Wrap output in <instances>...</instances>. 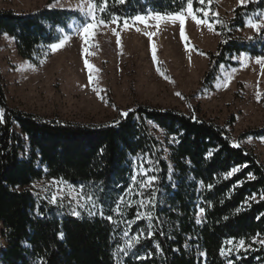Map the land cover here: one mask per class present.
<instances>
[{
  "label": "trees",
  "instance_id": "trees-1",
  "mask_svg": "<svg viewBox=\"0 0 264 264\" xmlns=\"http://www.w3.org/2000/svg\"><path fill=\"white\" fill-rule=\"evenodd\" d=\"M92 1L105 21L187 7V0H107L101 13L103 0ZM193 7L213 11L216 4L205 0L201 6L193 0ZM263 9L264 0H254L237 6L228 19L209 16L219 21L215 27L221 39L209 53L205 84L212 83L221 65H236L233 57L240 53L264 55V29L250 38L237 33ZM72 20L86 19L77 10L59 7L0 9V34L13 37L18 54L39 65L50 55L49 45L70 31ZM0 109V264H264V247L252 243L254 236L264 240V164L253 149L232 141L227 125L234 118L220 124L147 104L100 123L47 118L10 107L1 75ZM151 125L162 130L165 142ZM249 136L264 137V124L242 131L237 142ZM140 157L149 160L155 183L142 193L144 207L119 206L118 215V201L130 188ZM245 164L226 178L233 167ZM249 173L255 179H248ZM43 177L92 186L103 217L76 216L68 203L45 200L31 186ZM253 193L255 200L250 199ZM200 208L205 211L197 223ZM137 211L142 219H136ZM138 233L137 242L133 237ZM241 238L251 248L228 254L227 240L235 244Z\"/></svg>",
  "mask_w": 264,
  "mask_h": 264
},
{
  "label": "rangeland",
  "instance_id": "rangeland-1",
  "mask_svg": "<svg viewBox=\"0 0 264 264\" xmlns=\"http://www.w3.org/2000/svg\"><path fill=\"white\" fill-rule=\"evenodd\" d=\"M250 1L254 0H245L244 4ZM89 2L94 3L92 0H0V9L24 12L47 6L77 10ZM214 2L216 7L213 11L205 8L208 15L218 13L227 19L241 5L239 0ZM80 13L84 16L83 12ZM150 14L140 15L147 18L146 23L136 22L134 17L128 19L127 27L124 26L125 20H119V24L106 21L108 23L94 30L87 42L77 30L82 23L72 20L70 31H62L61 38L63 34L69 37L64 46L55 52L50 49V55L39 65L18 54L13 37L0 34V75L8 105L47 118L85 123L107 122L136 104L172 107L220 124L234 118V122L227 125L232 141L253 149L264 164V137L249 136L237 142L242 131L264 124V64H258L256 57L240 53L233 57L236 65H221L212 83L205 84L203 78L208 68L209 53L216 50L221 39L215 23L214 30H209L206 24L198 26L188 17L185 34L190 46L186 49L185 41L180 38L178 22L169 19L157 21ZM96 16L100 19L97 11ZM199 17L203 19L204 15ZM249 21L258 22L261 30L264 29V9L250 15L244 27L237 30L244 38L258 33L248 26ZM87 22L90 21L86 19L84 23ZM146 32L155 35L148 36ZM201 52L205 55H200ZM85 60L93 65L91 82ZM151 128L161 142H165L162 130L155 125ZM137 162L133 175L136 179L132 178V184L119 206L135 203L139 206L141 200L144 204L146 202L142 195L146 189L139 187L143 179L139 173L152 170V167L145 157L138 158ZM149 175H153L152 171ZM54 179L65 183L58 185ZM31 186L49 202L52 194L63 195V202L79 215L101 216V209L103 212L89 184L74 185L62 179L43 177ZM58 186L63 191L57 192ZM81 189L85 196L95 198V208L90 205L77 207L75 200L69 201V196L75 197ZM202 214L198 212L197 220L201 221Z\"/></svg>",
  "mask_w": 264,
  "mask_h": 264
},
{
  "label": "snow or ice",
  "instance_id": "snow-or-ice-1",
  "mask_svg": "<svg viewBox=\"0 0 264 264\" xmlns=\"http://www.w3.org/2000/svg\"><path fill=\"white\" fill-rule=\"evenodd\" d=\"M196 2L203 6L205 4V0H196ZM240 4L243 5L245 3V0H239ZM207 3L208 5L210 6L211 3H212V0H207ZM106 5H107V0H103V3L99 6V11L101 13H103L106 9ZM96 9H97V5L95 3H86L84 4L83 6L81 7H78L77 11L78 12H83L84 16L86 19H88L90 22H87V23H82L81 25L78 26V31L81 32V35L84 37L85 41L87 42V40L93 35L94 33V30L100 26V25H105L106 22L104 19H98L97 16H96ZM198 12H202L203 15H204V18L201 19L197 13ZM153 18H155L157 21H160L162 19H169V20H172L174 23L175 22H178L179 23V30H180V38L181 40L185 41V48L187 49L190 44L188 43V37L187 35L185 34V21L187 20L188 17H191V20L194 21L198 26L199 25H207L208 29L209 30H214V23H218L219 21H214L212 23L209 22V20L211 19L208 15V10H206L204 7H198V8H195L193 7V0H187V7H186V10L184 9H181L180 11H174L172 13H169V14H164V13H152L150 14ZM213 16H218V13H213ZM134 21L136 22H141V23H146L147 22V18L145 16H140V15H137L136 17L133 18ZM111 23H116V24H119V18L118 17H114L111 21ZM124 26L127 27L128 26V22L127 20L124 21ZM159 25L157 24V27ZM248 26L252 27L253 29H255L256 31H260L261 30V25L258 23V22H252V21H249L248 22ZM62 31V30H61ZM113 31H115V29H113ZM117 35V44L119 45L120 44V40H119V33L117 32L116 33ZM145 35H148V36H154L155 33H148L146 32ZM68 35L67 34H63V38H59L58 39V42L56 43H51L49 45L51 51L55 52L57 51L58 49L62 48L65 44V41L68 40ZM85 52H87L88 50L85 49L84 50ZM152 51H153V60L155 61L156 60V55H155V52H156V48H155V45L153 44L152 46ZM200 55H205V53L201 52ZM256 62L258 64H264V56H261V57H256ZM85 65L86 67L88 68L89 70V82L92 81V75H91V70L93 69V65L88 63L87 60H85ZM159 71V69H157ZM161 75H163V73H161ZM227 86V83L225 84V87ZM177 96H180L181 94L180 93H176ZM260 99V95L259 93L257 94V100ZM123 116H127L128 113L127 112H123L122 113ZM2 116H3V109H0V119H2ZM171 140L172 142H177L178 143V139L176 136H172L171 137ZM233 146H236V147H239L238 144L236 145H233ZM209 155H211V153H209ZM143 163V162H142ZM247 165H241V166H237V167H233L230 171L227 172V176L226 178H230L234 173L238 172L241 170V168H246ZM152 171L151 169H148V170H145L143 172H140L139 175L143 178L140 182H139V187L141 189H147V188H150L154 183H155V180H156V177L154 175H149V172ZM136 177H133V180H135ZM248 179H255V176H253L251 173L248 174ZM54 183H57L58 185H63L65 182L64 181H55L54 179ZM243 183L242 181L238 182V184H241ZM213 187V185L209 184L208 185V188L211 189ZM57 192H61L63 191V189L61 187H57L56 189ZM138 195H141L140 193H138ZM256 198V194L253 193L252 196L250 197V199L252 200H255ZM64 199V196L61 195V196H57L56 194H52L51 195V202L53 204L57 203V201H63ZM261 199H264V195L261 196ZM72 200H75L76 201V204H77V207H84V206H87V205H90L91 208H95L96 207V204H95V198L92 197V196H85L84 194V191L81 189V191L75 196V197H72V196H69V201L71 202ZM120 200H123V197L120 198ZM149 204L152 203V201L150 200L148 202ZM131 206V205H129ZM140 207H144V201L141 200L140 201ZM205 211L204 208H200L199 209V212L200 213H203ZM73 215H76V216H79V212H73L72 213ZM93 215L95 213H92ZM100 214L101 216L103 217V212H102V209L100 211ZM117 214L118 215H122V213L119 211V201H118V204H117ZM143 217L141 216V213L139 211H137L136 213V219H142ZM260 217H257V219H259ZM108 220L111 221L112 220V217L109 216L108 217ZM200 221L197 220V223H199ZM60 238L62 239L63 238V233H60ZM125 237L128 236V233L125 232L124 233ZM142 233H138L135 237H133V240H136L138 242V238L139 236H141ZM152 233H149V236H151ZM257 236H259V233H257ZM256 242H259L261 244L262 247H264V240H259L257 241V238L256 236L252 237V243H256ZM227 244L230 245L231 247H229L227 249V252L228 254H231V252L235 251L237 253H239L240 251L244 250L246 251L247 248H251V244H249L247 246V248L245 247V239L241 238L238 240L237 243H233V239H229L227 240ZM133 246V243L131 241H129L128 243V248H131ZM122 252H124V254L126 255L127 252L125 249H121ZM225 254V249H221V255H224ZM229 264H231V262H229Z\"/></svg>",
  "mask_w": 264,
  "mask_h": 264
}]
</instances>
